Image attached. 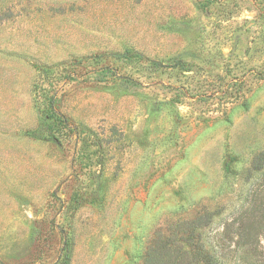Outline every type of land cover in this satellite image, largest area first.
I'll return each instance as SVG.
<instances>
[{
	"label": "rangeland",
	"instance_id": "374dc122",
	"mask_svg": "<svg viewBox=\"0 0 264 264\" xmlns=\"http://www.w3.org/2000/svg\"><path fill=\"white\" fill-rule=\"evenodd\" d=\"M259 156L264 0H0V264H264Z\"/></svg>",
	"mask_w": 264,
	"mask_h": 264
},
{
	"label": "trees",
	"instance_id": "16d2710c",
	"mask_svg": "<svg viewBox=\"0 0 264 264\" xmlns=\"http://www.w3.org/2000/svg\"><path fill=\"white\" fill-rule=\"evenodd\" d=\"M262 162L264 161L263 156H259ZM263 163L259 164V161L254 166V170L258 173H262L261 170L263 168ZM206 218V215H200L196 219L192 220V222L189 223V225L192 227H189L191 229V232H189L188 237H180L179 244H177L174 248H170L168 246L170 238H163L161 239L160 243L157 242L156 245L158 247L153 246L151 248V253L148 254L152 255L151 262H154V264H168V262H171V257L169 258V255L174 254L175 256L181 255L183 258L188 259L185 262L178 264H219L221 260V255L219 252L211 246L212 244L208 242L207 236L204 235L202 232V227H204L205 223H203V219ZM209 220V219H208ZM163 240V241H162ZM170 244V243H169ZM155 247V248H154ZM159 248V251L156 252ZM61 264H69V253L68 250L65 254V258Z\"/></svg>",
	"mask_w": 264,
	"mask_h": 264
}]
</instances>
